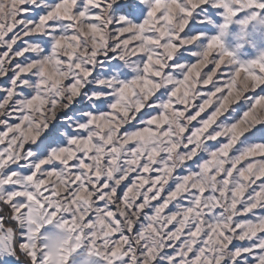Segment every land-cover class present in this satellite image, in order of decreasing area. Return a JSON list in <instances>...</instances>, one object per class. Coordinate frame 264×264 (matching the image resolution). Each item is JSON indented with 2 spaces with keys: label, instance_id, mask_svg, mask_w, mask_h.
Instances as JSON below:
<instances>
[{
  "label": "snow or ice",
  "instance_id": "obj_1",
  "mask_svg": "<svg viewBox=\"0 0 264 264\" xmlns=\"http://www.w3.org/2000/svg\"><path fill=\"white\" fill-rule=\"evenodd\" d=\"M103 7L104 0H0V224L21 225L19 236L0 228V264H264V120L254 115L264 108V48L242 55L264 38V0H116L111 12L132 23L121 31L135 29L124 43H140V53L145 45L166 49L168 64L149 55L152 76L142 84H118V98L97 100L72 128L34 130L31 112L44 100L26 86L35 71L27 57L36 56L25 41L47 53L52 40L38 26L58 32L56 18L73 23L74 13L99 34ZM177 14L179 36L165 43L163 26ZM189 35L203 48L184 41L177 49ZM153 63L184 71L161 87ZM137 88L150 99L125 122ZM50 227L66 235L42 237ZM38 239L53 243L38 249Z\"/></svg>",
  "mask_w": 264,
  "mask_h": 264
},
{
  "label": "clouds",
  "instance_id": "obj_2",
  "mask_svg": "<svg viewBox=\"0 0 264 264\" xmlns=\"http://www.w3.org/2000/svg\"><path fill=\"white\" fill-rule=\"evenodd\" d=\"M115 2L116 0H104L105 7L99 13H96L100 17L96 21L100 30L99 34L91 32L89 28L91 21L88 18L81 17L79 13H74L75 21L73 23H65L60 18H56L59 20V23L56 25L58 32H47L43 25L38 26L39 32L46 37H50L52 40L50 51L47 53L44 52L43 45L40 43L25 41L26 50L36 56L35 60L31 56L27 57L28 62L34 65L35 71L31 73L34 79L28 81L26 86L34 94L40 95L44 100L41 106L42 111L33 110L31 112L34 130L43 124L44 127L38 128L39 132H43L45 127L58 123L67 124L69 128H72L74 124L79 123L78 117L80 115H84L97 107V100L101 98L106 99L110 96L118 98V84H121L125 80L130 82L133 79H139L142 84L144 76H152L151 72L145 71L146 58L149 55H160L164 64H168L166 49H160L158 52L159 46L145 45L144 51L140 53L134 51V48L141 46L140 43L132 46L124 43V39L133 38L135 29H133L132 33L127 34L121 31L122 27L131 29L132 23L131 21H122L120 14H113L111 12L110 4ZM141 2H145V0H141ZM146 6H150V3L146 4ZM85 11L90 13L91 9L85 5ZM180 19L181 17L177 14L176 23L163 26L164 30L169 34L166 38H162L165 43L170 44L179 36L180 30L178 24ZM72 29H75V31L73 32ZM30 31L36 33L37 28H32ZM173 33L175 35H172ZM72 35H79L80 40H71L70 37ZM156 35L160 37L158 31ZM56 40H63L65 45L71 42L73 48L66 46L56 47ZM184 41H191L196 44L197 49L203 48L200 41L193 40L192 36L189 35L181 38V43L177 45V49L184 46ZM229 43L231 44L232 42L229 41ZM261 48H264V38H257L256 47L254 49L245 47L242 50V55L245 57V53H256ZM69 51L77 52L75 60L71 58L69 60H60V57ZM76 63H80L88 75H84L83 72L77 70L75 68ZM181 63L186 64L187 62ZM44 68L47 69V75L41 72V69ZM153 68L162 73L161 77L158 78L161 87L175 81L184 71L182 67L165 71L164 68L157 66L155 63H153ZM42 81L43 83H41ZM246 87H251L250 83L246 84ZM148 99H150L149 94L137 88L136 94L134 96L130 95L125 103L128 111L132 112L137 102L147 103ZM81 105H89L90 108L81 109ZM74 108L80 110L74 112ZM254 115L257 119L264 120V108L257 109ZM122 116L123 120L127 122L131 118H134L135 112H132L131 117L127 113L122 114ZM61 134H65L64 129H61ZM201 144L203 147H207L203 141ZM177 167H179V164H177ZM4 219H9L7 212ZM59 219L60 217H57V220ZM13 227H15L16 235L19 236L20 224H16L15 226L10 223L0 224V228L4 229H11ZM44 227L47 228L48 226L44 225ZM44 235H49V229L47 233H41L42 237ZM64 235L66 234L59 233V238H63ZM52 243L53 240L38 239L36 241L38 249L45 245L51 246ZM0 258H5L2 253H0Z\"/></svg>",
  "mask_w": 264,
  "mask_h": 264
},
{
  "label": "rangeland",
  "instance_id": "obj_3",
  "mask_svg": "<svg viewBox=\"0 0 264 264\" xmlns=\"http://www.w3.org/2000/svg\"><path fill=\"white\" fill-rule=\"evenodd\" d=\"M249 51H251V49H249ZM256 54L257 53H251V52H249V53H245L244 55H245V58H248L249 56H255ZM49 235L51 237H53L54 239L59 238V233L56 232L55 229L54 228H51V227L49 228ZM75 264H79V261L77 260L75 262Z\"/></svg>",
  "mask_w": 264,
  "mask_h": 264
}]
</instances>
